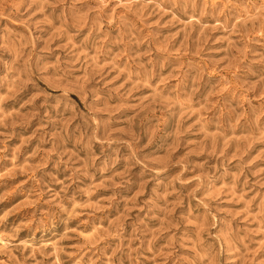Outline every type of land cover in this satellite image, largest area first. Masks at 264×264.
<instances>
[{
  "label": "rangeland",
  "instance_id": "obj_1",
  "mask_svg": "<svg viewBox=\"0 0 264 264\" xmlns=\"http://www.w3.org/2000/svg\"><path fill=\"white\" fill-rule=\"evenodd\" d=\"M0 264H264V0H0Z\"/></svg>",
  "mask_w": 264,
  "mask_h": 264
}]
</instances>
